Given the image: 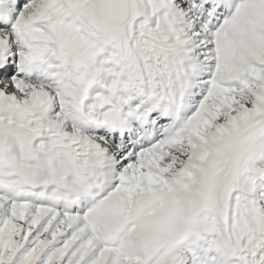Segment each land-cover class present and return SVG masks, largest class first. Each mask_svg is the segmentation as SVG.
I'll use <instances>...</instances> for the list:
<instances>
[{"label": "snow or ice", "instance_id": "obj_1", "mask_svg": "<svg viewBox=\"0 0 264 264\" xmlns=\"http://www.w3.org/2000/svg\"><path fill=\"white\" fill-rule=\"evenodd\" d=\"M0 264H264V0H0Z\"/></svg>", "mask_w": 264, "mask_h": 264}]
</instances>
